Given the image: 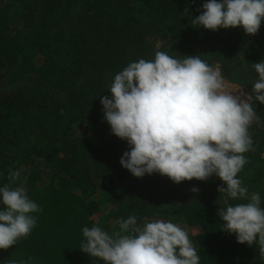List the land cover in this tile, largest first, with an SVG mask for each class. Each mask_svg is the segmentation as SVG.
Here are the masks:
<instances>
[{
	"label": "trees",
	"instance_id": "trees-1",
	"mask_svg": "<svg viewBox=\"0 0 264 264\" xmlns=\"http://www.w3.org/2000/svg\"><path fill=\"white\" fill-rule=\"evenodd\" d=\"M206 2L0 0V187L26 177V194L41 209L31 213L37 223L29 236L0 249V264H105L80 250L82 228L111 233L131 215L138 225L164 220L185 228L200 264H264L256 245L221 230L223 181L135 177L120 164L127 141L112 134L100 103L111 98L116 74L157 51L200 55L252 91L258 74L250 64L264 60V19L255 35L242 26L197 28L191 20ZM253 107L255 150L243 154L248 162L237 178L264 208V104ZM10 169L23 170L19 181L8 180Z\"/></svg>",
	"mask_w": 264,
	"mask_h": 264
},
{
	"label": "clouds",
	"instance_id": "clouds-1",
	"mask_svg": "<svg viewBox=\"0 0 264 264\" xmlns=\"http://www.w3.org/2000/svg\"><path fill=\"white\" fill-rule=\"evenodd\" d=\"M191 25L217 31L241 27L255 35L264 19V0H207ZM185 14H189L185 10ZM258 74L252 93L229 90L219 67L196 56L177 59L157 51L154 60L131 62L115 75L111 98L100 97L111 132L126 140L120 164L135 177L159 173L174 183L206 181L215 174L226 185L218 215L222 231L236 242L256 245L264 260V208L258 192L249 194L237 174L254 151L249 129L259 120L253 102L264 104V60L250 64ZM22 169H10L8 180L19 181ZM0 187V249L30 235L41 209L29 199L24 183ZM192 192L199 191L193 187ZM229 199L247 201L235 205ZM119 230L83 227L80 250L105 264H200L188 232L171 221L137 224L135 215L115 222Z\"/></svg>",
	"mask_w": 264,
	"mask_h": 264
},
{
	"label": "built area",
	"instance_id": "built-area-1",
	"mask_svg": "<svg viewBox=\"0 0 264 264\" xmlns=\"http://www.w3.org/2000/svg\"><path fill=\"white\" fill-rule=\"evenodd\" d=\"M216 67H218V66H216ZM225 81H226V84H227L229 90L242 89L243 91H245V92H247L249 94L252 93V91L250 89H248V88H246V87H244V86H242V85H240V84H238L236 82H232V81L227 80V79H225Z\"/></svg>",
	"mask_w": 264,
	"mask_h": 264
}]
</instances>
